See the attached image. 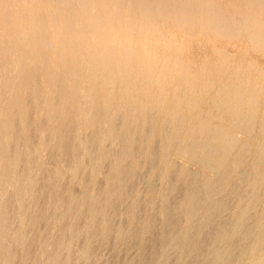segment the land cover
<instances>
[{"label": "clouds", "instance_id": "1", "mask_svg": "<svg viewBox=\"0 0 264 264\" xmlns=\"http://www.w3.org/2000/svg\"><path fill=\"white\" fill-rule=\"evenodd\" d=\"M34 6H38L43 14L35 21V26L28 34L32 53L36 56L41 55L42 48H50V44L45 41V37L49 35L46 13L50 9L55 10L56 20L63 23L66 19L87 20L84 13L94 7L97 19L103 20L107 16L119 15L133 23L152 26L164 32H175L177 37H187L186 45H190L192 49L207 39L239 40L251 31L264 33V0L259 2L236 0L229 3H224L223 0H42ZM9 7L11 6L4 5L6 13ZM219 25H223L226 32L221 31ZM4 40L7 55L10 43L7 28ZM17 45L18 41L13 44V48H17ZM175 54L172 53L173 56ZM77 64L79 70L87 74V87H82L80 80H74L65 89L59 103L51 98L46 103L55 105L61 120L72 117L76 125L74 145L79 146L82 155L71 167L61 164L54 169L56 188L67 181L70 186L68 193L70 200L67 212L56 221L49 239L40 244L36 253L38 259L33 260V264H61V257L64 258L63 264H100V259L92 252L91 238L83 248L79 247L81 236L88 237L93 230L94 215L80 231H74L70 226L67 235L61 233L60 242L55 250L52 241L60 224L78 203L76 197L71 196V185L79 184L83 187L84 178L89 173L92 188L89 200H94L95 183L102 175L105 144L111 141L112 147H115L116 140L126 131L125 127L119 131L115 129L113 122L116 114L127 108L133 110V115L137 112L142 114L146 107L153 106L151 100H145L125 86L121 75L125 70L115 62L100 59L91 62L86 58L84 64H80L79 60ZM14 78L12 72L6 75L5 94L0 108L2 122L0 165L3 166L6 177L3 191L0 192V204L4 205L0 238L3 257L0 258V264H27V259H21L16 250L23 254L28 248L31 239V233L28 231L31 227L30 213L33 212L37 197L43 195V191L37 192L41 170L47 167L45 161L48 150L56 141L53 134L52 140L45 142L48 131L57 121L50 119L49 129L41 131L39 124L43 113L35 101L37 107L33 113V122L29 124L30 107L24 99V94L13 90ZM216 95V106L198 116L190 118L186 109L175 115L171 110L160 111L164 121H170L169 129L158 133L154 130L147 141L150 149L156 137L161 138V165L153 172V176L156 171L160 174L157 199L166 201L169 173L176 168L177 162L183 166L180 170L182 175L190 169L199 168L205 175L206 183H211L219 171L220 159L227 164V157L234 152L247 147L257 151L264 158V80L259 84L250 81L246 88L236 92L225 91L221 86ZM97 108L104 110L105 119L100 125V158L93 160L88 149V141L83 137L96 125L90 121L85 123L81 119V113L87 109L91 118ZM31 128H36L39 135V142L35 147H30ZM140 134L143 135V129ZM129 135L131 139L135 133ZM22 167L24 171H21ZM52 179L50 176L48 182L51 183ZM10 193L16 196L15 211L11 213L7 206ZM139 195L138 192L137 197ZM243 203L244 201H241V204ZM152 206L155 207V201ZM84 207L85 202L81 198L79 208L83 210ZM61 211L63 208L57 205L56 212ZM237 211H240V204L237 205ZM247 212L246 207L239 216L233 213L236 220L233 234L243 228ZM195 221V216L187 218L185 225L187 231L192 230ZM106 227V223L102 224V228ZM121 235L122 233H118L117 238L119 239ZM224 239L221 238L218 243L223 244ZM243 264H264V251L258 253L253 247Z\"/></svg>", "mask_w": 264, "mask_h": 264}, {"label": "rangeland", "instance_id": "2", "mask_svg": "<svg viewBox=\"0 0 264 264\" xmlns=\"http://www.w3.org/2000/svg\"><path fill=\"white\" fill-rule=\"evenodd\" d=\"M3 1L4 0H0V3H1V5H0V7H1L0 8V22H1L0 23V46L2 45V47L0 49V56L3 57V58H0V66L3 64V67H4V68L0 67V68H2V70L0 69V94H1L0 95V107L2 106V102H3L2 97L4 98V95H2V94H5L4 93L5 92V88L3 90L4 92L2 91V89H3V87H5L6 75H8V74H10L12 72L14 74V77H15L14 78L15 80L13 79V81H12V88H13V90L15 89L14 91L23 93L24 94V98H30L28 100L26 99L30 104L34 100V98H35L34 101H36V102L37 101L38 102L44 101V103H45L44 104V103L40 102V104H38L39 107H40L41 104H44V106L41 105V107H40L41 112H43V115H42L43 117H41V120H40L41 122L39 124V128H40L41 131L49 129L48 126H49V120L50 119L54 120V121H59V122H63L65 120V119L61 120L59 118V116H57V114H56L57 112L54 111V110H56L54 104H53L54 106L53 105H49L48 106L46 104V102H47L46 99L47 100L49 98L53 99L56 96L57 97L56 99L59 100L58 99V93L60 92V90H61V92L65 91L64 89H66V88H64V87L67 86V84H68V86H70V83L72 81H74V80H77V79L81 81L82 87H87V80L85 79L87 74L82 72V71H80V70L78 71L79 65L77 64V62H75L77 60H82L80 62V64H84L86 58L89 59L92 62H95L97 60V58L100 59V60L101 59L102 60H106L104 58H107L109 56L107 58V60L109 59L108 62H114L115 61V63L118 66L122 67L125 70L124 71L125 73H122L121 75H122V82L125 83L126 87H129L132 90H134L138 95H141L145 100L146 99L147 100H151L153 105H155L157 107H160V110H161V107H162L163 111L164 110H171V112L175 115L177 112H180V111L182 112V110L186 109L187 113L190 114V118L194 117V116H198V114L201 115V113H203L204 110L207 111L208 108H210V107L213 108V107L216 106V105H212V104H215L217 102V101H215L216 99H214V98H215V96H217L216 95L218 93L217 90H219L221 84H222V87L226 91L228 89L227 86H229L230 89H228V91L229 90L233 91V89H234L233 92H236V91H239L240 89H243L244 88L243 85H245V88H246L248 86V84H249L248 81L249 82L250 81H254L256 84H259V82L261 80H264V72H263L264 71V43H262V45H261L259 42L258 43L252 42L251 39H249L250 38V34L245 36L243 39H239V40L207 39V40L203 41V43L198 44V46L196 48L192 49V47L190 45H186L187 37H185V36L177 37L175 32H164V31H161L160 29L152 27V26L141 25V24L133 23L131 21L129 22V20L127 18H121L119 15L107 16V17H105V19L101 20V22H100V19L96 18L97 17V11H96L95 8L90 10L91 13L90 12L84 13L85 16H87V20L79 19L80 20V22H79L78 19H76L75 21H74V19H72L73 22H71L72 20H70V23H72L70 25H69V23L67 24V20L68 19H66L64 21L65 23L64 22L63 23L58 22L56 20V18H55V12L52 11L54 9L48 10L46 15L48 14V16H47L48 17L47 28H48L49 35L46 36L45 38H46V43L50 44L51 49L47 48V47L42 48L40 57H42L43 59L45 57V59H46L48 57V55H49V57L51 59H48V58L46 60L45 59L43 60L42 58L39 59L38 56L33 55V53H31L32 50H31V47H30V42L28 40V34L31 31V29L35 26V21L39 19L38 17H40V15L41 16L43 15V14H41V9L38 6H34V4L40 3V2H42V0H39V1L35 0V3H33L34 0H20V1L19 0H6V1H4V4L7 2V5L11 6L7 10V13L5 12V8L2 7V5L4 6ZM13 1L14 2L16 1L15 4H17V5H15ZM223 2L224 3L225 2L229 3V2H236V1L235 0H233V1L232 0H230V1L229 0L228 1L227 0H223ZM19 3H20V5H19ZM35 16H38V17H35ZM21 18H23V19H21ZM54 18H55V22L56 23L50 21V20L54 21L53 20ZM2 19H3V21H6L7 23L6 22L3 23ZM22 20H24V21H22ZM91 20H93V21H91ZM52 23H55V24H52ZM100 23L102 24L101 27L98 26ZM66 24H67V26H66ZM71 25H73V26H71ZM68 26L71 27V28L70 27L69 28L72 29V31H70L69 28L67 29ZM141 26H142V28H141ZM6 28H7V33H8V36L10 37L9 40H10V43H11V44L9 43L10 44L9 50H11L10 48H12L13 44L16 41H18L17 48H15V49L13 48L11 50V51L14 50L12 53L9 51L10 53L8 52L9 53V54H7L8 56H5L6 55V54H4L5 48L3 47L4 44H5L4 37H5V29ZM131 28H133V29H131ZM79 31H80V33H79ZM123 31H125V32H123ZM68 33H70L69 34L70 36L67 35ZM71 36L75 37L76 40H75V38H73ZM21 37H23V38H21ZM92 37H93V39H92ZM66 39H68V41ZM247 39L250 40V43H251V45L253 44V46L250 45V43L248 42ZM49 41H52V42H49ZM3 42H4V44H3ZM65 44H68V46L70 45V48H68V46L65 45ZM72 44H74V45H72ZM96 44H98V45H96ZM57 45H59V46H57ZM73 46L75 48H73ZM256 46L259 47L258 51H257V49L254 50V48H257ZM54 48H56V49H54ZM58 48H60V49H58ZM97 48H99V49H97ZM2 49H3V51H1ZM18 49H21V50H18ZM30 50H31V52H30ZM57 50H59V51H57ZM77 50L80 51V52H77ZM44 51H45V53H42ZM98 51H100V52H98ZM14 52H17L16 54L19 55V58H17V56H16V54ZM59 52H60V55H59ZM63 52H65V53H63ZM173 52L176 53L174 56L172 55ZM13 53H14V57H13V60H12L11 57L13 56ZM22 53H24V54H22ZM49 53H52V54H49ZM79 54H81V55H79ZM20 55H21V57L24 55V59L25 60L22 59V61L24 63L21 61ZM26 55H28L29 57L28 56L26 57ZM51 55H52V57H51ZM30 56L32 58H30ZM75 57H77V58H75ZM5 58H7V59H5ZM33 58H36V59H33ZM70 58L72 60H70ZM16 59H17L18 63L20 62V64H21V65L20 64H18V65H20V66H22L24 68L26 67L25 68L26 70H24V68H23V70L25 72H23V70H21L20 72L18 71L21 67L17 66ZM27 59H28V61H30L31 64L28 63ZM29 59H32V60H29ZM65 59H69V62H68V60L65 62L64 61ZM38 60H40L39 61L40 64L42 62H44L43 64L47 65V67L43 66V64L40 65L38 63ZM55 60H57L56 63H55ZM127 60L130 63V65H129V63H126ZM230 61H231V63H230ZM14 62H16V63H14ZM48 62H50V63H48ZM51 62H53V63H51ZM54 63H55V65H54ZM64 63H67L66 66L69 64L68 67H71V68L68 69V67H66V66L64 67ZM72 63H74L73 66H72ZM13 64H15L16 67H18L16 69L17 71L15 70V65H13ZM22 64H26V65L30 64V66L32 68H29L30 66H28V65L26 66V65H22ZM35 64H36V66L37 65H39V66L36 67ZM58 64H59V66H58ZM75 64H77V65L75 66ZM224 64H226V65H224ZM249 64H251V65H249ZM48 65H50V67H48ZM58 67H60V68H58ZM63 67L65 68V70H64ZM72 67L73 68L75 67V68L73 69ZM248 67H251V68H248ZM37 68H39L40 70H42V69L43 70L42 71L39 70V72H38ZM44 68H47V69L49 68L51 71H49V69L45 70ZM55 68H57V70H55ZM6 69H8L7 73H6ZM29 69H30V71H29L30 75L27 74L28 73L27 71ZM34 69H35V71H34ZM67 69H68V71H66ZM70 69L72 70L71 72H70ZM53 70L56 71V72L54 71L55 73H58L57 74L58 77L61 76L60 77L61 79L58 78V80L60 79L59 83H58V81L57 82L54 81V80H57L55 78V77H57V75L54 76V78H52V75L55 74V73L52 72ZM73 70H74V72H73ZM48 71L51 74L52 73L53 74L52 75L49 74ZM60 71H62L61 73H63V75L65 74V71H66V73L69 74L68 76L71 75V77L66 78L65 76H67V74H65L63 76V75H61ZM31 72H32V75H31ZM75 72H77V73H75ZM20 73H21V75H22V73H25V75L27 74L29 77L32 76V77H30L32 79H30L27 76L25 78L23 76H21L22 78H19ZM36 73L38 75V76L35 75L37 78L33 75V74H36ZM40 73H44V74L40 75ZM47 74H49L51 76V78H49L50 76L47 75ZM74 74L78 78H76L74 76ZM72 76L75 77L74 80L70 79V78H74ZM47 77L50 79V81L51 80L54 81V82L51 81L53 88L51 87V82H49V80H48V83L46 81V85H45L44 80L43 81L41 80L43 78L45 80H47L48 79ZM64 77L66 79H64ZM38 78H40V79H38ZM22 79H24V80L22 81ZM25 79H27V80L25 81ZM29 79L31 80L32 84H34V82H35V81L33 82V80H37L38 81V83L36 81L35 84L33 85L35 88H33L32 85L28 86L29 83L31 84ZM198 79L200 81H202V82H200ZM227 79L229 81H231V82H228ZM204 80H206L205 83H210V87H208L209 84L205 86L206 88L204 87V85H205V83L203 82ZM209 80H210V82H209ZM17 81L20 82V85H19V82H17ZM41 81H42V83H41ZM60 81L61 82L63 81V83H65L67 81L66 82L67 84L65 83L66 85H64ZM192 81H193L194 84H192ZM226 81H227V83H225ZM14 83H16L17 85H15ZM55 83H58V84H56L57 86L54 85ZM1 84H3V86ZM36 84H38L39 86H42L44 84L45 86L40 88L39 86L37 87ZM40 84H42V85H40ZM18 86L19 87L23 86V87L19 88ZM46 86H49V88L46 87ZM238 87L239 88L241 87V88L240 89H236ZM21 88L24 91L26 90L27 93H29V94L31 93L34 96L39 94V96H40L39 98L40 99L37 98L38 96L37 97L35 96V97H32V98L28 97V96L25 97V94L26 95H28V94L25 93L26 91L23 92V90ZM51 89H52L53 92H54L55 89L57 91H55V93L52 94ZM203 90H205V91L207 90V92H205ZM56 92H57V95H54V94H56ZM61 92H60V96H61ZM199 92H201V93L199 94ZM64 94H65V92H63V95ZM47 95H48V97H47ZM29 96H31V95H29ZM53 100H55V99H53ZM195 101L197 103H191V102H195ZM213 101L215 103H212ZM28 102H27V104H28ZM182 102L185 105L190 104V106L188 105L189 107L186 106V108H185L184 107L185 105H183ZM181 103H182V105H181ZM30 104H28V106L30 107V110H31V108L33 106H34L33 108H35V106H37L36 105L37 103H33L31 105ZM160 104H161V106H160ZM195 104H197V105H195ZM45 105H47V106H45ZM177 105L180 106V107H178ZM208 105L210 107H208ZM52 106H53L54 109L51 108ZM149 106L152 107V109H150ZM149 106L147 108L150 111L147 108L144 109V110L147 109L148 111L147 110L146 111L149 112V113L144 111L145 114H144V112L141 114V113L138 112V113H136L138 115V116L136 115L137 117L135 115H133V110L131 108H129V109L127 108V109L124 110L125 112H128L126 116H125L126 113H124V112L123 113L121 112L122 116L120 115L121 113H119V112L116 114V116H120L121 118L115 116V119L118 118L117 122L119 124L115 123L116 121H114V125H117V126H114V127H117V128L121 127L122 128V127L125 126L126 130H128L127 128H129V129L131 128L137 134L141 133V129H143L144 131H143V135L140 134V136L139 135L137 136L136 133H135L136 137L132 138V140L129 141V143H131L132 146L136 145V144H139V145H136L137 148H136V146H134V147L131 146L132 152H134L133 156L136 157V159L131 154V156L128 157V159H124L122 165L129 166L131 162H134V160L135 161L137 160V162H139V163L134 162L135 163V169H134V174L131 177L132 179H129L128 181H126L125 182L126 186H124L122 188V190H123L122 193H124L128 189V191L125 192V194H123L124 197H123L122 202L119 203L120 208H123V209H120L118 207V205H117L116 211L111 216V222H112L113 225H115L113 227L115 229L116 228H119V229L123 228V230H121V232L123 231L122 232L123 238L122 239H116L114 235H110L108 238H105V239L100 237L103 240V242H102V240H99L100 238L97 239V242L92 245V252L97 258L100 259V264H137V263L138 264H151L152 262H154L152 264H157L158 258H160V255H158V254H160V246H159V242H157V238L156 237H157V234L159 232V228H160V226L162 224L161 221H163L162 218H164L163 215H161V212H160L161 208H162V205H164V204H166L168 202L167 199H169L170 204H171V201H174V202H172V206H173L174 203H177L178 201H180L183 198L184 192H185V185H183V184H185L186 181L188 180V178H190L191 176L198 177L199 180H200V183H202V181L206 180L204 173L200 172L201 170L199 171V168L198 169H190L187 173L182 175L180 170H181V168L183 166L179 162H177V166H179V167L176 166V168H174L169 173V182H168V185H171L172 187H174L175 190L172 193H170L171 195H168L169 197L166 199V201H165L166 203L161 201V200L159 201V199H157V193L159 192V189H160V174H159V171H156L155 175L153 176V172H154V170H158L160 168L161 157H159V156L162 155L161 154L162 149L160 150L161 152H158V153L157 152L156 153L155 152H149L150 151L149 147L147 148V144H148L147 141L148 140L145 139L146 138L145 136L148 134V132H151L150 134H152V132L154 130L155 131L158 130V128L160 130H162V128H163V131H165V130L168 131V129H169V125L168 124H170V122L169 123H167V122L165 123V121H163L164 120L163 117H161L162 115L159 113L160 110L159 109L157 110L156 107H153L152 105H149ZM167 106H169V107H167ZM175 106H177V107H175ZM191 106L192 107L195 106L194 107L195 109H193ZM42 107L45 108V109H43ZM48 107L51 108V109H47ZM187 107H188V109H187ZM33 108H32V110H33ZM179 108L181 110H179ZM190 108H192L193 110H190ZM211 108L209 110H211ZM130 109L132 110L131 112H129ZM97 110H98V108L96 109V111ZM85 111H84V115H82V117L84 116L83 119L81 118L83 121H85V123H87L88 119H91L93 117L94 118H99L98 122H103L104 119H105V112L103 111V109H101V111H100V109L98 110V111L101 112V114H99L100 112L99 113L94 112L93 117H91V118L87 117L88 116V110L85 109ZM152 111H155L158 115L155 113L156 116L154 117ZM192 111L193 112L198 111V112L193 114ZM200 111H201V113H199ZM30 112L29 113H30L31 116L29 115V121L33 122L32 119H33V113L35 112V109H34V111H30ZM102 112L104 113V116L102 115L103 114ZM50 113H51V115H50ZM139 114H141V115H139ZM147 114H150L151 116L154 117V118H152L153 121H152V119H149L150 115H147ZM146 115H147L148 118L146 117ZM49 116H50V118H49ZM54 116H56L57 118L54 117ZM85 116H86V118H85ZM127 116H129V117H127ZM140 116H142V118L143 117L144 118L143 119L142 118L139 119ZM159 116L161 117L160 120L157 119V117H159ZM69 117L67 118L68 120L66 119V121H64L63 124L62 123L60 124L59 122H56L57 124L54 123L52 125V128H51L52 130H49L48 131V135L45 137V142L48 143L49 141L52 140V138H53L52 135L55 134L57 142L55 141V143L52 145V148H50V150H48L47 159L45 161V165H47V164L48 165H47V167H44L41 170L40 185H39V188H38L37 192H41L43 190V195H42V197H40V196L37 197V201L33 205V209L34 210H35V206H37V207L40 206L41 207V206L44 205L46 199H45L44 189H42L43 185H45V187H46L48 184H50L48 182V180H49L48 177L52 176V174L54 173L53 169L57 168L56 164L54 166V159L59 154V151H58V148H57L58 145L56 143H58L59 140H60V142H61L60 145H61L62 149H64L63 147L65 145H66L65 148L67 149V144L69 146L68 150L71 148L69 150L70 152L67 150V155H66V156L69 155L71 158L69 156L67 158L65 157L64 165L67 166V167H71L73 165L74 161L79 159L80 154L82 155V153H81L82 150L78 147V145H74V140L75 139H71V137H73V138L75 137L74 134L76 133V130H75L76 129V125H75L72 117L71 116H69ZM100 117H102L103 120H101L102 118H100ZM128 118H130V119H128ZM84 119H86V120H84ZM131 119H132V121H131ZM146 120H148V121H146ZM149 122H151V124H153V125H151V124L149 125L148 124ZM154 122L155 123L157 122V124H155ZM124 123H126V124L123 125ZM29 124L31 125L32 123H29ZM59 124H60V126H59ZM138 124H140V125L138 126ZM147 124H148V126H147ZM160 124H161V126H160ZM119 125H122V126H119ZM133 125H134V127H133ZM141 125H142V127H141ZM17 126H18V124H17ZM40 126L42 127V129H41ZM64 126H67L66 127L67 130H65L66 128H64V130H63L64 132H63L61 130L63 129ZM149 126H150V128L152 130L150 129V131L148 130V132L146 133L145 130L148 129ZM56 127L57 128L59 127V132L58 133H57L58 130L56 129ZM140 127H141V129H140ZM94 128H96L95 132L90 129L89 131L92 132V133H88L89 132L88 131L86 133V135H85L86 137H83V138L86 139L87 141H89V143L91 141V138H93L92 140H94V144L97 145L96 143H98V145L100 146V124L97 123L96 127H94ZM135 128L136 129L139 128V129L136 130ZM166 128H168V129H166ZM35 129L36 128H31V131H30L31 135L29 134L30 141H33V142H31L30 147H35L38 144L37 142H39L38 141L39 140V135H38L37 130H35ZM54 129H56V130H54ZM71 129H72V131H71ZM53 131H54V133H52ZM68 131L71 132V134L68 133ZM158 132H160V131H158ZM66 133H67V135H64ZM56 134H58V135H56ZM150 134H148V135L150 136ZM63 136H64V138H63ZM139 139H142L143 141L146 140V141L144 143H141V141ZM160 139L161 138L159 136H157L156 139H155L156 141L155 140L153 141L154 143H156L155 146L159 145L158 144L159 141H160L159 143H161ZM62 141L63 142L65 141L64 142L65 144ZM132 143H135V144H132ZM154 143H152V145H151V148H150L151 151H152L153 148L157 149L158 147H161V145L158 146V147L157 146L154 147ZM142 144L144 146H146V147L144 148V146ZM89 146H91V145L89 144L88 147ZM116 146L112 147V142L111 141H109L107 144H105L104 153H106V155H108V156L104 158L103 164H102V167H103L102 168V173L103 172L104 173L97 179L98 181L96 180V183H95V194L98 191H102V189L103 190L107 189V187H108V181H107V176L106 175L108 174L107 172L110 171V168H112V166L115 165V163L113 161V156L114 155L112 156L111 153H112L113 150L116 151L118 149ZM53 147L55 148V150H54ZM77 148H79V149H77ZM134 148H135V151H133ZM74 149H75V151H73ZM99 149L97 148L98 152L95 149H91V153H92L91 155H95L96 153H100ZM108 149H111V150L109 151ZM159 149L160 148H158L155 151H159ZM248 149H250V148H247V149L244 148V150H246V151H243L244 160L242 159L243 162H241L240 163L241 165H239L241 167L238 166V168H237V172L239 171L238 174L241 175L242 177L246 176V180L244 179L245 177H243L244 180L239 185H237L236 184V175H235L237 172L235 174L231 173V175L226 180V184L227 185L224 187V191L222 190L220 192V193L224 194V198H223V195L220 194V195H222L220 198H218L219 195H217L216 199H215V197L213 198V199H215L214 201L212 200L211 202L206 203V205L203 206V209H201L199 211L198 215H196V220L201 219L202 216L204 217V214H205L204 210L206 209V207H208V206L213 207L212 205L214 203H212V202H217V201L218 202H223V201H225V202H223L224 203V207L221 209V210H224V211L221 212V210H220L219 213L217 212L218 214L216 213L217 214L216 215L217 216L216 217V221H220V222H222V221L223 222L224 221H227V222L228 221L229 222L233 221V219H234L233 213H234V210H236V208H235L236 206L233 205V204H236V205L238 204L239 199H237V198H239L241 195H243V192L246 189V186H242V185H244L245 182H246L245 185H247V183L251 182L252 181L251 179H253V177L255 176L257 171H260V169L264 168V158H262L258 152H256L257 155H255L254 154L255 153L254 150L252 151L250 149L248 151ZM76 150H78V151H76ZM136 150L138 151L137 153H136ZM139 151H143V153L139 152ZM247 151H248L249 154H247ZM61 153H63V152H61ZM135 153L137 155L139 154L140 157L137 156V155L135 156ZM140 153H142V154H140ZM149 153H151V154H149ZM152 153H155L156 158H155V156L154 157L152 156ZM113 154H114V152H113ZM50 155H51V157H50ZM245 155H246V157H245ZM247 155H248V158H247ZM131 157H133L134 159H132ZM254 157H257V158L260 157L261 158V159H258L260 161L261 167L259 166L257 170L256 169L253 170V168L251 167L252 166L251 165L252 162L254 160L257 161V158H254ZM75 158H77V159H75ZM138 158L140 159V161H138ZM141 158H143V160ZM245 158H246V161H245ZM253 158H254V160H253ZM158 159H160V160H158ZM125 160H127V163L125 162ZM146 160H147V162H146ZM86 163H87V161H86ZM146 163H150V164L148 165ZM151 163H152V166H151ZM140 164H142V165H140ZM249 165H250V167H249ZM49 166H51V167L49 168ZM229 166H231V170H232L233 166H232L231 161H228L227 164H224L225 168H227ZM45 168H47V170H45ZM48 168H49V170H48ZM148 168H150V169L153 168V169L150 170ZM242 169H243V171H242ZM43 170H44V172H43ZM50 170H51V172H50ZM231 170H229V171L231 172ZM250 171H253V172L250 173ZM136 172H138V173H136ZM196 172H199L200 175H198L199 173L197 174ZM249 174H252V175H249ZM89 175H91V174H88L84 178V179L88 178L87 180L89 181L88 182L89 183L88 195L92 191V189L90 188L91 176H89ZM231 177H233V178H231ZM214 180H216V176H215ZM214 180H212V181H214ZM52 183L53 182H51L50 185H52ZM112 183L114 185H116L115 184L116 181H114ZM129 184H131V185H129ZM65 185H68V187H70L69 183L67 181H65ZM262 185H263V188L261 187ZM262 185L260 186V188L258 190V199L259 200L262 197V192L261 191H263V189H264V183ZM132 186H133L134 189L131 188ZM148 186L154 189V192H153L152 195L148 194V190H149V189H147V188H149ZM71 188L78 189L79 188V184H72ZM230 189H233V191L230 190ZM235 189H238V190H235ZM260 189H262V190H260ZM133 190L136 191V192L134 193ZM129 191H130V193H129ZM177 191H181V192H178V195H177ZM230 191H232L233 193L230 192ZM138 192L140 193L139 197H137V193ZM126 193L128 195L129 194L131 195V193H132L133 196L132 195H131L132 197L128 196V195H126ZM180 194H181V198H180ZM127 197L129 198V200H128ZM175 198H176V200L178 199L177 202H175ZM170 199H172V200L170 201ZM235 199H237V201ZM154 201L156 202L155 203V207H152ZM235 201H236V203H235ZM134 202H135V205H136V213H137V215L135 217V219H136L135 222L137 221L138 225H140L141 223H144L147 220H151L153 222V226L148 230V232L144 236H142V237L138 236L134 241L128 243V242H126V240H127L128 234L130 232L129 229L131 227L133 228V226H130L129 222L127 221V217H126V211L127 210L126 209H128L127 207H129L130 204H133ZM162 202L164 204H161ZM244 202H246V200ZM256 202H258V204L254 202V204L251 203L250 206H249L250 207L249 215L250 216L252 215V217H253V215L255 216V214H258L260 212V210L262 209V207H260V206H262L260 204V202L257 201V200H256ZM103 204L104 203H101V205H103ZM233 206H235V207H233ZM55 207H57V206H55ZM211 207H208V208H211ZM170 208L173 209V210L169 211V214L172 217V220H174V221H178L179 220V222L182 223L183 219L181 218L182 217L181 213L178 212L179 210L175 206L174 207H170ZM122 210H125V211H122ZM82 211L83 212L85 211L86 215H84V213H83V215H82V217L80 219L82 222H78L77 223V225L75 226V229H76L75 231H77V230L80 231L81 229H83L88 224V222L90 220V218H89V216L87 214V211H86V206L83 208ZM255 211H257V212H255ZM61 212H56V208H54L52 206V204H48L46 214H48L49 216L54 214L53 217H57L58 216L57 214L61 213ZM119 212H121L122 214L124 212L125 213L122 216L121 213H119ZM235 213H236V211H235ZM32 214H33V212L30 214V218L32 217ZM117 214H119V215H117ZM218 216H220V218ZM114 217H115V219H114ZM96 218H98V217H96ZM122 218H124V219H122ZM47 221L48 222L45 225L46 227L45 226L41 227V225H40L38 227V229L36 228L33 232H31V239H33L32 240L33 242L30 243V246H31L29 248V256L30 257L36 255L38 249L40 248V244L43 241H47L49 239L50 233H52V230L54 228V226L52 225L53 219L52 218L51 219L48 218ZM96 221H98V222H96ZM83 225H84V227H83ZM262 225H264V219L262 221ZM47 226H49V227H47ZM94 227H96V229L99 232L102 231V224H101V220L99 218L95 219ZM97 227H99V228H97ZM28 231L30 232L29 229H28ZM41 233H43V236H41ZM58 237H59V231L57 229V233H56L55 239L52 241V243ZM154 238H155V240H154ZM83 239L84 238L80 239L79 246H80V243H81V241ZM195 240L199 241V238L196 237ZM36 244L39 245V246H37ZM180 244L177 245V248H181L183 246L182 242ZM202 245H204V244H202ZM214 245L215 246H219V244L217 242H216V244H213V246L212 245H210V246L214 247ZM205 246L207 247L208 245L205 244ZM16 251H17V255L21 256V258H22V254L19 252V250H16ZM139 253H141V254H139ZM169 254H171V255H169V258L167 259V262H169L167 264H170V261L172 262L171 264H173L174 260L176 258V253H172V251H170ZM155 255H156V257H155ZM153 258H155V259L152 261ZM150 259H151V261H150ZM139 261H141V262H139ZM149 261H150V263H149Z\"/></svg>", "mask_w": 264, "mask_h": 264}, {"label": "bare ground", "instance_id": "3", "mask_svg": "<svg viewBox=\"0 0 264 264\" xmlns=\"http://www.w3.org/2000/svg\"><path fill=\"white\" fill-rule=\"evenodd\" d=\"M4 1H6V0H4ZM4 1H3V4H4ZM20 1V0H19ZM39 1V0H38ZM228 1V0H227ZM230 1V0H229ZM233 1V0H232ZM236 1V0H235ZM14 2V1H13ZM16 2V1H15ZM15 2H14V4H15ZM18 2V1H17ZM254 2H259V0H254ZM33 3H35V0L33 1ZM226 3V2H225ZM5 4H7V2L5 3ZM4 4V5H5ZM10 4V3H9ZM0 5H1V3H0ZM13 5V4H12ZM15 5H17V4H15ZM19 5H20V3H19ZM2 7H4L3 5H2ZM1 8V7H0ZM4 9V8H3ZM91 9H94V7L93 8H91ZM90 9V10H91ZM90 10H88L87 12H90ZM53 12H55L54 10H52ZM91 13V12H90ZM93 13V12H92ZM95 13V12H94ZM33 14V13H32ZM85 15V14H84ZM41 16V15H40ZM47 16H48V14H47ZM35 17H38V16H35ZM93 17V16H92ZM39 18V17H38ZM5 19V18H4ZM21 19H23V18H21ZM20 19V20H21ZM28 19V18H27ZM93 19V18H92ZM96 19V18H95ZM54 21H52V20H50L51 22H55V18L53 19ZM69 20V19H68ZM67 20V24L69 23V25L70 24H72V23H70V20L68 21ZM72 20V19H71ZM76 19H74V21H75ZM79 20V19H78ZM2 21H3V19H2ZM22 21H24V20H22ZM91 21H93V20H91ZM106 21V20H105ZM4 22H6V21H3V23ZM71 22H73V20L71 21ZM79 22H80V20H79ZM100 22H101V20H100ZM104 22V21H103ZM108 22V21H107ZM130 22V21H129ZM1 23V22H0ZM7 23V22H6ZM56 23V22H55ZM55 23H52V24H55ZM65 23V22H64ZM76 23V22H75ZM124 23V22H123ZM67 24H66V26H67ZM132 24V23H131ZM62 25V24H61ZM74 25V24H73ZM73 25H71V26H73ZM98 25V24H97ZM101 23L98 25V26H100L101 27ZM65 26V27H66ZM25 27V26H24ZM57 27V26H56ZM70 26H68L67 27V29L69 28ZM219 27V29L221 30V31H225L226 32V29L224 28V26L223 25H219L218 26ZM71 28V27H70ZM69 28V30L70 31H72V29H70ZM76 28V27H75ZM141 28H142V26H141ZM66 29V28H65ZM131 29H133V28H131ZM146 30V29H145ZM68 31V30H67ZM104 31V30H103ZM144 31V30H143ZM27 32V31H26ZM69 32V31H68ZM75 32V31H74ZM123 32H125V31H123ZM15 33V32H14ZM79 33H80V31H79ZM156 33V32H155ZM70 33H68L67 35H69ZM76 34V33H75ZM84 34V33H83ZM97 34V33H96ZM113 34V33H112ZM250 34V38L249 39H251V41L252 42H256V43H260L261 45H262V43H264V33H262V32H259V31H251V32H249V33H247V35H249ZM78 35V34H77ZM246 35V36H247ZM23 36V35H22ZM63 36V35H62ZM70 36V35H69ZM71 37H73V36H71ZM249 37V36H248ZM10 38V37H9ZM21 38H23V37H21ZM73 38H75V37H73ZM92 39H93V37H92ZM249 39H247L248 40V42L250 43V40ZM63 40V39H62ZM61 40V41H62ZM67 41H68V39H66ZM72 40V39H71ZM75 40H76V38H75ZM45 41H46V38H45ZM49 42H52V41H49ZM71 42V41H70ZM25 43V42H24ZM73 43V42H72ZM97 43V42H96ZM243 43V42H242ZM3 44H4V42H3ZM11 44V43H10ZM10 44H9V46H10ZM61 44V43H60ZM63 44V43H62ZM70 44V43H69ZM79 44V43H78ZM65 45H67L68 46V44H65ZM72 45H74V44H72ZM77 45V44H76ZM96 45H98V44H96ZM118 45V44H117ZM250 45H251V43H250ZM260 45V46H261ZM12 46V45H11ZM57 46H59V45H57ZM251 46H253V44L251 45ZM1 47H2V45L0 46V49H1ZM4 47V46H3ZM20 47V46H19ZM25 47V46H24ZM61 47V46H60ZM105 47V46H104ZM257 47V46H256ZM5 48V47H4ZM3 48V49H4ZM68 48H70V45L68 46ZM67 48V49H68ZM73 48H75L74 46H73ZM103 48V47H102ZM252 48V47H251ZM3 49L1 50V51H3ZM11 50L13 49V46H12V48H10ZM25 49V48H24ZM27 49V48H26ZM47 49V48H46ZM45 49V50H46ZM50 49H51V47H50ZM49 49V50H50ZM54 49H56V48H54ZM58 49H60V48H58ZM81 49V48H80ZM97 49H99V48H97ZM257 49V51L259 50V47H257V48H254V50H256ZM11 50H8V52L10 51L11 53L14 51H11ZM18 50H21V49H18ZM44 50V49H43ZM48 50V51H49ZM79 50V49H78ZM77 50V52H80V51H78ZM253 50V51H254ZM26 51V50H25ZM29 51V50H28ZM57 51H59V50H57ZM94 51V50H93ZM104 51V50H103ZM9 52V53H10ZM19 52V51H18ZM22 52V51H21ZM20 52V53H21ZM30 52H31V50H30ZM56 52V51H55ZM76 52V51H75ZM98 52H100V51H98ZM102 52V51H101ZM116 52V51H115ZM2 53V52H1ZM8 53V54H9ZM17 52H15V54H16ZM19 53V54H20ZM29 53V52H28ZM32 53V52H31ZM42 53H45V51L44 52H42ZM63 53H65V52H63ZM72 53V52H71ZM82 53V52H81ZM95 53V52H94ZM108 53V52H107ZM4 54H5V52H4ZM22 54H24V53H22ZM21 54V55H22ZM48 54V53H47ZM49 54H52V53H49ZM55 54V53H54ZM74 54V53H73ZM72 54V55H73ZM78 54V53H77ZM92 54V53H91ZM224 54V53H223ZM2 55V54H1ZM21 55H20V58H21V61H22V59H24V55L21 57ZM34 55V54H33ZM44 55V54H43ZM59 55H60V52H59ZM79 55H81V54H79ZM121 55V54H120ZM5 56H8V55H5ZM16 56H17V58H19V55L18 54H16ZM28 55H26V57H27ZM41 56V55H40ZM40 56H38V58L39 59H41L42 57H40ZM65 56V55H64ZM69 56V55H68ZM90 56V55H89ZM94 56V55H93ZM97 56V55H96ZM103 56V55H102ZM101 56V57H102ZM228 56V55H227ZM226 56V57H227ZM29 57V56H28ZM44 57V56H43ZM47 57V56H46ZM51 57H52V55H51ZM98 57V56H97ZM109 57V56H108ZM107 57V58H108ZM113 57V56H112ZM111 57V58H112ZM225 57V56H224ZM229 57V56H228ZM0 58H3V57H1L0 56ZM12 58V57H11ZM16 58V57H15ZM30 58H32L31 56H30ZM48 59H51L50 57H49V55H48V57H47ZM46 58V59H47ZM68 58V57H67ZM75 58H77V57H75ZM74 58V59H75ZM107 58H104V59H106L107 60ZM5 59H7V58H5ZM33 59H36V58H33ZM43 59V58H42ZM44 59H45V57H44ZM43 59V60H44ZM45 59V60H46ZM91 59V58H90ZM98 59V58H97ZM118 59V58H117ZM121 59V58H120ZM221 59V58H220ZM13 60V59H12ZM20 60V59H19ZM25 60V59H24ZM29 60H32V59H29ZM61 60V59H60ZM68 60V62H69V59H65L64 61L66 62ZM70 60H72L71 58H70ZM102 60V59H101ZM222 60V59H221ZM11 61V60H10ZM16 61H17V59H16ZM27 61H28V59H27ZM39 61L40 60H38V63H39ZM42 61V60H41ZM51 61V60H50ZM80 62L82 61V60H79ZM107 61H109V59L107 60ZM121 61V60H120ZM2 62V61H1ZM4 62V61H3ZM23 62V61H22ZM32 62V61H31ZM57 62V60H55V63ZM75 62H77V61H75ZM92 62V61H91ZM115 62V61H114ZM119 62V61H118ZM117 62V63H118ZM225 62V61H224ZM14 63H16V62H14ZM24 63V62H23ZM26 63V62H25ZM28 63H30V61H28ZM36 63V62H35ZM44 62H42L41 64H43ZM48 63H50V62H48ZM51 63H53V62H51ZM55 63H54V65H55ZM61 63V62H60ZM126 63H129L128 62V60H127V62ZM165 63V62H164ZM227 63V62H226ZM230 63H231V61H230ZM5 64V63H4ZM17 66H20L21 64H20V62L18 63V61H17ZM18 64H20V65H18ZM31 64V63H30ZM30 64H27L28 66H30ZM40 64V63H39ZM40 64V65H41ZM66 64L67 63H64V67L66 66ZM13 65H15V64H13ZM22 65H26V64H22ZM26 65V66H27ZM33 65V64H32ZM74 65V63H72V66ZM77 64H75V66H76ZM124 65V64H123ZM129 65H130V63H129ZM166 65V64H165ZM224 65H226V64H224ZM228 65V64H227ZM249 65H251V64H249ZM35 66H36V64H35ZM37 66H39V65H37ZM36 66V67H37ZM43 66H46L47 67V65H44L43 64ZM58 66H59V64H58ZM69 66V64L66 66V67H68ZM223 66V65H222ZM0 67H3V64L0 66ZM21 68L18 70L19 72L21 71V70H23V68L24 67H22V66H20ZM48 67H50V65H48ZM63 67V68H64ZM127 67V66H126ZM179 67V66H178ZM4 68V67H3ZM18 67H16V65H15V70L17 69ZM26 68V67H25ZM24 68V70H26ZM29 68H32L31 66L29 67ZM35 68V67H34ZM58 68H60V67H58ZM69 68H71V67H68V69ZM73 68V67H72ZM75 68V67H74ZM73 68V69H74ZM77 68V67H76ZM162 68V67H161ZM164 68V67H163ZM166 68V67H165ZM248 68H251V67H248ZM1 70H2V68H0ZM38 69V72H39V68H37ZM42 69V68H41ZM45 70H48L47 68H44ZM68 69L66 70V71H68ZM148 69V68H147ZM226 69V68H225ZM235 69V68H234ZM8 70V69H7ZM14 70V71H15ZM23 70V72H25ZM43 70V69H42ZM42 70H40V71H42ZM44 70V71H45ZM55 70H57V68H55ZM55 70H53L52 72L53 73H55L56 71ZM62 70V69H61ZM64 70H65V68H64ZM63 70V71H64ZM17 71V70H16ZM29 71H30V69L27 71L28 73V75H30V73H29ZM34 71H35V69H34ZM43 71V72H44ZM49 71H51L50 69H49ZM48 71V72H49ZM55 71V72H54ZM66 71H65V74H67L66 73ZM72 70L70 69V72H71ZM78 71H79V69H78ZM47 72V73H48ZM62 71H60V73H61ZM73 72H74V70H73ZM264 72V71H263ZM35 73V72H34ZM52 73V74H53ZM69 73V72H68ZM75 73H77V72H75ZM123 73H125V72H123ZM204 73V72H203ZM220 73V72H219ZM19 74V73H18ZM17 74V75H18ZM25 75V73H22V75H21V73H20V76H19V78H22L21 76H23L24 78L27 76V77H29L28 75ZM41 74H44V73H40V75ZM49 74H51L50 72H49ZM49 74H47V75H49ZM51 74V75H52ZM58 73H55L54 75H52V78H54V76H56ZM64 74V75H65ZM80 74V73H79ZM127 74V73H126ZM25 75V76H24ZM31 75H32V72H31ZM34 76L35 75H37V73L36 74H33ZM61 75H63V73H61ZM63 75V76H64ZM69 74H67V76H65L66 78H69V77H71V75L70 76H68ZM160 75V74H159ZM236 75V74H235ZM38 76V75H37ZM43 76V75H42ZM50 76V75H49ZM74 76L76 77V78H78L75 74H74ZM74 76H72V77H74ZM195 76V75H194ZM3 77V76H2ZM30 77H32V76H30ZM29 77V78H30ZM36 77V76H35ZM46 77V76H45ZM61 77V76H60ZM60 77H58V75H57V77H55L57 80H54L55 82H57L58 81V83H59V80L61 79ZM64 77V79H66ZM75 77L74 78H70V79H72V80H74L75 79ZM80 77V76H79ZM203 77V76H202ZM201 77V78H202ZM18 78V77H17ZM16 78V79H17ZM18 78V79H19ZM34 78V77H33ZM37 78V77H36ZM42 78V77H41ZM48 78V77H47ZM49 78H51V76L49 77ZM47 79V80H45L44 78L43 79H41L42 81L44 80V82H45V85H46V81H47V83H48V80H49V82H51V81H53V80H51L50 81V79ZM58 78H60L59 80H58ZM63 78V77H62ZM30 79H32V78H30ZM29 79V80H30ZM38 79H40V78H38ZM86 79V78H85ZM130 79V78H129ZM206 79V78H205ZM15 80V79H14ZM24 79H22V81H23ZM27 79H25V81H26ZM63 80V79H62ZM199 80V79H198ZM231 80V79H230ZM13 81V80H12ZM20 81V80H19ZM19 81H17V82H19ZM21 81V82H22ZM36 82L37 80H33V82ZM42 81H41V83H42ZM53 81V82H54ZM200 81V80H199ZM205 81L206 80H204L203 82L205 83ZM227 81L228 82H231V81H229L228 79H227ZM227 81L225 82V83H227ZM16 82V83H17ZM30 82H31V80H30ZM35 82H34V84H35ZM43 82V83H44ZM61 82V81H60ZM67 82V81H66ZM65 82V83H66ZM167 82V81H166ZM200 82H202V81H200ZM209 82H210V80H209ZM246 82V81H245ZM2 83V82H1ZM4 83V82H3ZM16 83H14L15 85H17ZM29 83V82H28ZM37 83H38V81H37ZM58 83H55L54 85H56V84H58ZM61 83H63V81L61 82ZM65 83H63L64 85H66ZM164 83V82H163ZM199 83V82H198ZM224 83V84H225ZM248 83H249V81H248ZM34 84H32V82H31V84L29 83L28 84V86L29 85H34ZM159 84V83H158ZM192 84H194L193 83V81H192ZM209 84V85H208ZM221 84V83H220ZM223 84V85H224ZM2 86H3V84H1ZM19 85H20V82H19ZM27 85V84H26ZM37 85V87L39 86L38 84H36ZM35 85V86H36ZM40 85H42V84H40ZM44 84L42 85V86H39L40 88L41 87H44L45 86ZM63 85V86H64ZM204 85V84H203ZM206 85H208V87H210V83H205V85H204V87L206 86ZM1 86V87H2ZM57 86V85H56ZM62 86V85H61ZM221 86H222V84H221ZM220 86V87H221ZM241 86V85H240ZM19 87V86H18ZM20 87H23V86H20ZM19 87V88H20ZM31 87V86H30ZM46 87H48L49 88V86H46ZM51 87L53 88V86H52V82H51ZM50 87V88H51ZM69 86H68V84H67V86H65L64 88H68ZM207 87V88H208ZM225 87V86H224ZM228 87V89H230L229 88V86H227ZM226 87V88H227ZM243 87L245 88V85H243ZM4 88L5 87H3V89H2V91L4 90ZM33 88H35L34 86H33ZM39 88V89H40ZM160 88V87H159ZM206 88V87H205ZM241 88V87H240ZM239 87L238 88H236V89H240ZM22 89V88H21ZM20 89V90H21ZM38 89V90H39ZM220 89V88H219ZM228 89H227V91H228ZM15 90V89H14ZM23 90V89H22ZM63 90V89H62ZM65 90V89H64ZM225 90V89H224ZM26 91V90H25ZM24 90H23V92H25ZM51 91H52V89H51ZM55 91H57L56 89L54 90V92L52 91V94L53 93H55ZM169 91V90H168ZM178 91V90H177ZM203 91H205V90H203ZM219 90H217V92H218ZM226 91V90H225ZM230 91V90H229ZM233 91H234V89H233ZM232 91V92H233ZM4 92V91H3ZM60 92H61V90H60ZM60 92L58 93V99L60 100V98H61V96L63 95V92H65V91H63V92H61V96H60ZM205 92H207V90L205 91ZM5 93V92H4ZM25 93H27V91L25 92ZM201 92H199V94H200ZM28 95H26L25 94V97L26 96H28V97H37L38 99H40L39 97V94L38 95H32L31 93L29 94V93H27ZM42 94V93H41ZM1 95V94H0ZM2 95H4V94H2ZM29 95H31V96H29ZM46 95V94H45ZM44 95V96H45ZM54 95H57V92H56V94H54ZM53 95V96H54ZM43 96V97H44ZM164 96V95H163ZM202 96V95H201ZM47 97H48V95H47ZM60 97V98H59ZM158 97V96H157ZM214 97V96H213ZM212 97V98H213ZM57 97L55 96L53 99H55L56 100V102L58 101L59 102V100H57L56 99ZM147 98V97H146ZM2 99H3V97H2ZM25 100L27 99H30V98H24ZM52 99V100H53ZM190 99V98H189ZM192 99V98H191ZM214 99H216L215 101H217V96H215V98ZM26 100V101H27ZM33 100V99H32ZM34 100H35V98H34ZM34 100L31 102V104H33L34 103ZM55 100H53V101H55ZM147 100V99H146ZM159 100V99H158ZM46 101H47V99H46ZM185 101V100H184ZM28 102V101H27ZM26 102V103H27ZM36 102V101H35ZM41 102V101H40ZM40 102H38L37 101V103L38 104H40ZM57 102V103H58ZM190 102V101H189ZM203 102V101H202ZM210 102V101H209ZM41 103H44V101H42ZM159 103V102H158ZM183 103V102H182ZM182 103H181V105H182ZM191 103H197L196 101L195 102H191ZM212 103H215L214 101L212 102ZM28 104H30L29 102H28ZM30 104V105H31ZM45 104V103H44ZM44 104H41L42 106H44ZM47 104V103H46ZM180 104V103H179ZM2 105H3V102H2ZM37 105V104H36ZM41 105H40V107H41ZM48 105V104H47ZM47 105H45V106H47ZM183 105H185L184 103H183ZM190 106V104H187V105H185L184 107L186 108V106ZM195 105H197V104H195ZM212 105H216V103L215 104H212ZM49 106V105H48ZM54 106V105H53ZM53 106L51 107L52 109H54L53 108ZM160 106H161V104H160ZM178 106V105H177ZM177 106H175V107H177ZM188 106V107H189ZM207 106V105H206ZM2 107V106H1ZM0 107V108H1ZM34 107V106H33ZM32 107V108H33ZM36 107L37 106H35V108H33V110H32V108H31V110L30 111H34V109H36ZM39 107V108H40ZM150 107V106H149ZM153 107H155V105H153ZM167 107H169V106H167ZM178 107H180V106H178ZM182 107V106H181ZM188 107H187V109H188ZM192 107V106H191ZM195 107V106H194ZM194 107H192L193 109H195ZM208 107H210L209 105H208ZM43 108V107H42ZM51 108H47V109H51ZM147 108V107H146ZM192 108H190V110H193ZM197 108V107H196ZM211 108V107H210ZM210 108H208L207 109V111H209V109ZM214 108V107H213ZM43 109H45V108H43ZM100 109V111H101V109L102 108H98V110ZM129 109V108H128ZM148 109V108H147ZM146 109V110H147ZM150 109H152V107H150ZM156 109L158 110H160V107H157L156 106ZM177 109V108H176ZM212 109V108H211ZM96 111L95 110V112L96 113H99L100 111ZM146 110H144L145 112H147ZM156 110V111H157ZM179 110H181L180 108H179ZM55 112H56V110H54ZM85 111V110H84ZM104 111V110H103ZM127 111V110H126ZM132 110L130 109V111L129 112H131ZM143 111V112H144ZM150 111V110H149ZM160 111H163V108L161 107V110ZM183 111V110H182ZM195 111V110H194ZM207 111H205L204 110V112H207ZM48 112V111H47ZM86 112V111H85ZM126 113L125 114V116L127 115V113L128 112H125V111H122V113ZM145 112H144V114H145ZM153 112V116L155 117L156 115H155V111H152ZM181 112V111H180ZM196 112H198V111H196ZM196 112H193L192 111V113L194 114V113H196ZM31 113V112H30ZM30 113H29V115H30ZM33 113V112H32ZM43 113V112H42ZM95 113V114H96ZM103 113V112H102ZM119 113H121V112H119ZM122 113L120 114L121 116H122ZM138 113V112H137ZM147 113H149V112H147ZM160 113V112H159ZM191 113V114H192ZM199 113H201V111L199 112ZM57 114V113H56ZM94 114V113H93ZM99 114H101V112L99 113ZM157 114V113H156ZM161 114V113H160ZM159 114V115H160ZM192 114V115H193ZM202 114V113H201ZM48 115V114H47ZM50 115H51V113H50ZM82 115H84V112L81 114V118L83 119V117H82ZM103 116H104V113L102 114ZM130 115V114H129ZM137 114H135V116H136ZM139 115H141V114H139ZM147 115H150V114H147ZM147 115H146V117H147ZM158 115V114H157ZM190 115V114H189ZM199 115V114H198ZM31 116V115H30ZM58 116V115H57ZM95 116V115H94ZM97 116V115H96ZM102 116V117H103ZM138 116V115H137ZM136 116V117H137ZM153 116H151L150 115V118L149 119H152V118H154ZM41 117H43V116H41ZM54 117H56V116H54ZM87 117H89V116H87ZM93 117V116H92ZM102 117H100V118H102ZM116 117H120V116H116ZM127 117H129V116H127ZM132 117V116H131ZM162 117V116H161ZM160 116L159 117H157V119H159L160 120V118H161ZM49 118H50V116H49ZM57 118V117H56ZM70 118V117H69ZM85 118H86V116H85ZM121 118V117H120ZM125 118V117H124ZM142 118V116H140L139 117V119H141ZM144 118V117H143ZM142 118V119H143ZM148 118V117H147ZM146 118V119H147ZM128 119H130V118H128ZM133 119V118H132ZM132 119H131V121H132ZM138 119V118H137ZM31 120V119H30ZM43 120V119H42ZM60 120V119H59ZM68 120V119H67ZM84 120H86V119H84ZM101 120H103V118L101 119ZM145 120V119H144ZM32 121H33V119H32ZM54 121V120H53ZM64 121H66V119L64 120ZM64 121L63 122H59V121H57V122H59L60 124L62 123H64ZM91 122L92 124H95V125H97V123H99L100 125L102 124V122H98L99 121V118H91V119H88V121H87V123L88 122ZM114 121H116L115 123H117V124H119L117 121H118V118H116V119H114ZM129 121V120H128ZM135 121V120H134ZM140 121V120H139ZM146 121H148V120H146ZM152 121H153V119H152ZM155 121V120H154ZM162 121V120H161ZM164 121V120H163ZM41 122V121H40ZM69 122V121H68ZM170 122V121H169ZM169 122H167V123H169ZM29 123H32L31 121H29ZM114 123V122H113ZM129 123V122H128ZM155 123V122H154ZM161 123V122H160ZM166 123V122H165ZM17 124H18V122H17ZM46 124V123H45ZM57 124V123H56ZM60 124H59V126H60ZM126 123H124L123 125H125ZM149 125L151 124V122H149L148 123ZM148 124H147V126H148ZM155 124H157V122L155 123ZM42 125V124H41ZM66 125V124H65ZM140 124H138V126H139ZM146 125V124H145ZM151 125H153V124H151ZM169 125V124H168ZM58 126V125H57ZM73 126V125H72ZM114 126H117V125H114ZM119 126H122V125H119ZM160 126H161V124H160ZM165 126V125H164ZM41 127V126H40ZM49 127V126H48ZM67 126H64L63 127V129L61 130V131H63L64 130V128H66ZM70 127V126H69ZM125 127V126H124ZM133 127H134V125H133ZM141 127H142V125H141ZM141 127H140V129H141ZM168 127V126H167ZM47 128V127H46ZM145 128V127H144ZM157 128V127H156ZM41 129H42V127H41ZM44 129V128H43ZM56 129L58 130L57 131V133L59 132V127L57 128L56 127ZM56 129H54V130H56ZM115 129L117 130V131H119L120 129H121V127L120 128H117V127H115ZM128 130H126L124 133H122L121 135H120V137L116 140V147L118 148L116 151H112V156H113V161H114V163H115V165H113L112 166V168H110V171L109 172H107L108 174L106 175L107 176V181H108V187H107V189H102V191H98L96 194H95V198H94V200H89V195H88V188H89V181L87 180V179H84V185H83V187H81L80 185H79V188L78 189H74V188H70V190H71V196H73V197H76V199H77V201H78V203L76 204V205H74L73 206V209H72V212L64 219V221H63V223L62 224H60V226H59V228H58V231H59V237L52 243L53 244V249L55 250L56 249V247L58 246V244H59V242H60V234L61 233H63V234H65V235H67V230H68V228L71 226L72 228H73V230L75 231L76 229H75V226L77 225V223L78 222H82L80 219H81V217H82V215H83V213H84V215H86L85 214V211L83 212L82 210H80V208H79V202H80V200H81V198H83V201L85 202V206H86V211H87V214H88V216H89V218L91 219L92 217H93V215H94V217H95V219H100L101 220V224H104V223H106V225H107V227L106 228H102V231L101 232H99L97 229H96V227H93V230H92V232L89 234V236L88 237H86V236H84V235H82L81 236V238H84L82 241H81V243H80V246L79 247H81V248H83L84 247V245H85V243L87 242V240L89 239V238H91V240H92V245L93 244H95L96 242H97V239L98 238H100V237H102V238H108L110 235H114L115 236V238L116 239H118L117 238V234L118 233H122L121 232V230H123V228L122 229H119V228H114L113 226H115V225H113L112 224V222H111V216H112V214L116 211V207H117V205H118V207L120 208V206H119V203H121L122 202V200H123V197H124V195L123 194H125V192H127L128 191V189H127V191H125L124 193H122V188L124 187V186H126L125 185V182L126 181H128L129 179H132L131 177L133 176V174H134V169H135V163L134 162H136V163H139V162H137V160L135 161L134 160V162H131L130 163V165L129 166H124V165H122V163H123V161H124V159H128V157H130L131 156V154H132V156L134 155V152H132V149H131V143H129V141H131L132 140V138L130 139V133H133L134 132V130L133 129H129V128H127ZM136 129V128H135ZM137 129H139V128H137ZM136 129V130H137ZM150 126L148 127V129H146L145 131H146V133L148 132V130L150 131ZM166 129H168V128H166ZM36 130V129H35ZM48 130V129H47ZM52 130V129H51ZM65 130H67V128L65 129ZM76 130V129H75ZM91 130L92 131H96V128H94V127H92L91 128ZM99 130V129H98ZM97 130V131H98ZM135 130V131H136ZM152 130V129H151ZM162 130H163V128H162ZM71 131H72V129H71ZM144 131V130H143ZM157 132L158 131H161L159 128H158V130H156ZM64 132V131H63ZM93 132V133H94ZM165 132H166V130H165ZM31 133V132H30ZM52 133H54V131L52 132ZM68 133H70L71 134V132H69L68 131ZM88 133H92V132H88ZM134 133H136V132H134ZM139 133V132H138ZM151 132H148V134H150ZM62 134V133H61ZM97 134V133H96ZM145 134V133H144ZM146 135L145 137V139H147L148 140V138H149V135ZM31 135V134H30ZM56 135H58V134H56ZM64 135H67V133L66 134H64ZM73 135V134H72ZM71 135V136H72ZM75 135V134H74ZM91 135V134H90ZM136 135L138 136H140V134H137L136 133ZM151 135V134H150ZM53 136V135H52ZM95 136V135H94ZM99 136V135H98ZM97 136V137H98ZM51 137V136H50ZM68 137V136H67ZM86 137V136H85ZM89 137V136H88ZM96 137V138H97ZM134 137H136V136H134ZM58 138V137H57ZM63 138H64V136H63ZM71 139H75V137L73 138V137H71ZM93 138H91V141H90V143H89V141H88V143L91 145V146H89L88 147V149H89V152H90V154H92L91 153V149H95L97 152H98V150H97V148L99 149L100 148V146L98 145V143H96L97 145H95L94 144V140H92ZM95 139V138H94ZM36 140V139H35ZM38 140V139H37ZM63 140V139H62ZM99 140V139H98ZM140 141H141V143H144L145 141H143L142 139H139ZM138 140V141H139ZM161 140V139H160ZM0 141H2V122H0ZM39 141V140H38ZM97 141V140H96ZM136 141V140H135ZM156 141V140H155ZM31 142H33V141H31ZM57 142V141H56ZM63 142V141H62ZM65 142V141H64ZM63 142V143H64ZM68 142V141H67ZM134 142V141H133ZM160 142V141H159ZM158 142V146H160L161 145V143H159ZM38 143V142H37ZM36 143V144H37ZM60 140H59V142L58 143H56L57 145H58V151H59V154L55 157V159H54V166H55V164L57 165L56 167H59L61 164H63L64 165V162H65V157L67 158L68 156H66L67 155V150H68V144H67V149L65 148V146L63 147L64 149H62L61 148V145H60ZM140 143V142H139ZM154 143V142H153ZM55 144V145H56ZM65 144V143H64ZM88 144V145H89ZM132 144H135V143H132ZM155 144L156 143H154V147H156L155 146ZM71 145V144H70ZM136 145H139V144H136ZM136 145H133L132 147H134V146H136ZM143 145V144H142ZM144 146V145H143ZM157 146V147H158ZM79 147V146H78ZM110 147V146H109ZM146 146H144V148H145ZM153 147V146H152ZM52 148V147H51ZM54 148V147H53ZM56 148V149H57ZM107 148V147H106ZM136 148H137V146H136ZM147 148H148V144H147ZM158 148H160L159 149V151H155V150H157ZM157 149H155V148H153L152 149V151H151V149H149L150 151L149 152H161L160 150H161V147H158ZM71 149V148H70ZM69 149V150H70ZM77 149H79V148H77ZM245 149H247V147L245 148ZM50 150V149H49ZM54 150H55V148H54ZM68 150V151H69ZM100 150V149H99ZM109 150V149H108ZM111 150V149H110ZM146 150V149H145ZM250 149H248V151H249ZM74 151V150H73ZM76 151H78V150H76ZM133 151H135V148L133 149ZM243 151H246V150H244V148L243 149H241V150H239L238 152H234V153H232L230 156H228L227 157V162L228 161H231V163H232V165H233V168H232V170H231V166H229V167H227V168H225L224 167V161H223V159H220V162H219V165H218V167H219V171H217V173H216V180H214V181H212L211 183H206V180H204V181H202V183H200V180H199V178L198 177H196V176H191L190 178H188V180L186 181V183L185 184H183V185H185V192H184V196H183V198L180 200V201H178L177 202V200H176V198H175V202H177V203H174L173 204V206H172V202H174V201H171L172 199H170V201H171V204H170V202H169V199H167L168 200V202L166 203L165 201H163V202H165L166 204H164L163 202L161 203V204H164V205H162V208H161V213H163V217L164 218H162L163 219V221H161L162 222V224H161V226H160V228H159V232H158V234H157V242H159V246H160V254H158V255H160V258H158V261H157V264H167V263H169V262H167V259L169 258V255H171V254H169L170 253V251H172V253H176V258H175V260H174V263L173 264H243V262L245 261V259H247L248 258V256H249V254H250V251H251V249L253 248V247H255L256 249H257V252L259 253V252H261V251H264V225H262V221H263V219H264V189H263V191H261L262 192V197L260 198V200L258 199V190H259V188H260V186L264 183V168L263 169H260V171H257V173L255 174V176L253 177V179H251L252 181L251 182H249V183H247V185H245V183H244V185H242V186H246V189L244 190V192H243V195H241L239 198H237V199H239V202H238V204H240V211H237V205L236 204H233V205H235V206H233V207H235L236 208V210H234V212L236 211V216H239L240 214H241V212L247 207V209H248V212H247V216H246V219H245V222H244V226H243V228L240 230V231H238V232H236L235 234H233L234 233V229H235V225H236V220H235V218L233 219V221H231V222H227V221H222V222H220V221H216V215L219 213V211L224 207V203L223 202H225V201H223V202H212V203H214L212 206L213 207H211V206H208V207H211V208H208V207H206V209L204 210V217L202 216L201 217V219H199V220H196L195 222H194V225H193V228H192V230L191 231H187L186 230V228H185V225H186V222H187V218L189 217V216H195L196 217V215H198V213H199V211L201 210V209H203V206L204 205H206V203H208V202H211L212 200L214 201L215 199H216V196L217 195H219L218 196V198H220L222 195H223V198H224V194H222V193H220L222 190L224 191V187L227 185L226 184V180H227V178L231 175V173H233V174H235L236 172H237V168H238V166L239 165H241L240 163L241 162H243L242 161V159L244 160V158H243ZM248 151H247V154H249L248 153ZM253 151V150H252ZM53 152V151H52ZM61 152H63V153H61ZM70 152V151H69ZM113 152H114V154H113ZM138 151L136 150V153H137ZM139 152H142L143 153V151H139ZM255 153V155H257V151H254ZM58 153V152H57ZM61 153V154H60ZM66 153V154H65ZM78 153V152H77ZM81 153H82V151H81ZM135 153V156L137 155ZM142 153H140V154H142ZM155 153H152V156L154 157L155 156ZM56 154V153H55ZM76 154V153H75ZM149 154H151V153H149ZM161 154H162V152H161ZM253 154V155H254ZM54 155V154H53ZM81 155V154H80ZM92 156V159L93 160H96V159H99L100 158V155H99V153H96L95 155H91ZM103 156H104V158L105 157H107L108 155H106V153H103ZM137 156H139V154L137 155ZM151 156V155H150ZM162 155H160L159 157H161ZM50 157H51V155H50ZM54 157V156H53ZM70 157V156H69ZM134 157V156H133ZM131 157L132 159H136V157ZM140 157V156H139ZM142 157V156H141ZM158 157V156H157ZM245 157H246V155H245ZM71 158V157H70ZM109 158V157H108ZM155 158H156V156H155ZM247 158H248V155H247ZM254 158H257V157H254ZM254 158H253V160H254ZM0 159H2V149H0ZM53 159V158H52ZM75 159H77V158H75ZM142 160H143V158H141ZM230 159V160H229ZM258 159H261L260 157H258L257 158V161L256 160H254L253 162H252V168H253V170H257L258 169V167L260 166L261 167V164H260V161L258 160ZM145 160V159H144ZM148 160V159H147ZM147 160H146V162H147ZM158 160H160V159H158ZM248 160V159H247ZM109 161V160H108ZM111 161V160H110ZM131 161V160H130ZM138 161H140V159L138 158ZM245 161H246V158H245ZM249 161V160H248ZM50 162V161H49ZM73 162V161H72ZM125 162L127 163V160H125ZM251 162V161H250ZM112 164V163H111ZM145 164V163H144ZM146 164H150V163H146ZM244 164V163H243ZM263 164V163H262ZM48 165V164H47ZM46 165V166H47ZM53 165V164H52ZM140 165H142V164H140ZM230 165V164H229ZM107 166V165H106ZM151 166H152V163H151ZM51 166H49V168H50ZM148 167V166H147ZM155 167V166H154ZM153 167V168H154ZM177 167H179V166H177ZM239 167H241V166H239ZM249 167H250V165H249ZM263 167V166H262ZM49 168H48V170H49ZM54 168V167H53ZM52 168V169H53ZM103 168V167H102ZM142 168V167H141ZM140 168V169H141ZM151 168V167H150ZM150 168H148V169H150ZM152 168V169H153ZM229 168V169H228ZM147 169V170H148ZM152 169H150V170H152ZM198 169V168H197ZM251 169V168H250ZM45 170H47V168H45ZM54 170V169H53ZM229 170H231V172L229 171ZM249 170V169H248ZM21 171H24V169H23V167L21 168ZM138 171V170H137ZM142 171V170H141ZM175 171V170H174ZM199 171H200V169H199ZM242 171H243V169H242ZM43 172H44V170H43ZM50 172H51V170H50ZM49 172V173H50ZM151 172V171H150ZM201 172V171H200ZM239 172V171H238ZM238 172L235 174L236 175V184L237 185H239L244 179L246 180V176H243V177H245L244 179H243V177L241 176V175H239L238 174ZM253 171H250V173H252ZM53 173V172H52ZM104 173V172H103ZM102 173V174H103ZM136 173H138V172H136ZM197 174L199 173V172H196ZM195 173V174H196ZM242 173V172H241ZM240 173V174H241ZM44 174V173H43ZM90 174V173H89ZM177 174V173H176ZM142 175V174H141ZM198 175H200V173L198 174ZM245 175V174H244ZM249 175H252V174H249ZM87 176V175H86ZM89 176H91V175H89ZM181 176V175H180ZM233 176V175H232ZM47 177V176H46ZM51 177H53V179H52V185H50V184H48L46 187H45V185H43V188L42 189H44V192H45V203H44V205L43 206H39V207H37V206H35V210L33 211V214H32V217L30 218L31 219V227L29 228V230H30V233L31 232H33L36 228L38 229V227L41 225V227L42 226H45L46 225V223L48 222L47 220H48V218H52L53 219V223H52V225L55 227V224H56V221L57 220H59L60 219V217L61 216H64V214L67 212V205H68V203H69V200H70V196L68 195V193H69V187H68V185H65V182L63 183V184H61L60 185V187L59 188H56V183H57V181H56V179H55V175H54V173L52 174V176ZM252 177V176H251ZM49 178V177H48ZM103 178V177H102ZM150 178V177H149ZM231 178H233V177H231ZM248 180V179H247ZM98 181V180H97ZM114 181H116V185H114L112 182H114ZM143 181V180H142ZM235 181V180H234ZM47 182V181H46ZM111 182V183H110ZM131 182V181H130ZM169 182V181H168ZM5 183H6V177H5V172H4V168H3V166L2 165H0V192H2L3 191V188H4V185H5ZM174 183V182H173ZM134 184V183H133ZM175 184V183H174ZM229 184V183H228ZM129 185H131V184H129ZM128 185V186H129ZM182 185V186H183ZM105 186V185H104ZM175 186V185H174ZM106 187V186H105ZM149 187V186H148ZM262 188H263V185L261 186ZM77 188V187H76ZM91 188V187H90ZM99 188V187H98ZM126 188V187H125ZM132 189H134L133 188V186L131 187ZM92 189V188H91ZM147 189H149L148 190V194L149 195H152L153 194V192H154V189L153 188H151V187H149V188H147ZM131 190V189H130ZM175 189H174V187H172L171 185H168V194H167V198L169 197L168 195H171L170 193H172L173 191H174ZM228 190V189H227ZM230 190H232L233 191V189H230ZM235 190H238V189H235ZM260 190H262V189H260ZM37 191H38V189H37ZM43 191V190H42ZM134 191V190H133ZM132 191V192H133ZM232 191H230V192H232ZM136 191H134V193H135ZM178 192H181V191H177V195H178ZM226 192V191H225ZM235 192V191H234ZM129 193H130V191H129ZM133 193V194H134ZM233 193V192H232ZM175 194V193H174ZM173 194V195H174ZM220 194H222V195H220ZM228 194V193H227ZM126 195H128L127 193H126ZM131 195H132V193H131ZM130 194L128 195V196H131ZM135 195V194H134ZM226 195V194H225ZM235 195V194H234ZM133 196V195H132ZM131 196V197H132ZM40 197H42V196H40ZM179 197V196H178ZM215 197V199H213ZM237 197V196H236ZM128 198V197H127ZM180 198H181V194H180ZM135 199V198H134ZM156 199V198H155ZM237 199H235L236 201H237ZM44 200V199H43ZM125 200V199H124ZM128 200H129V198H128ZM131 200V199H130ZM245 201L246 200V202H244L243 204H241V201ZM256 200L257 201H259L260 202V204L262 205V206H260V207H262V209L260 210V212L258 213V214H255V216L253 215V217H252V215L250 216L249 215V209H250V204L251 203H253L254 204V202L255 203H257L258 204V202H256ZM15 201H16V196H15V194L14 193H11L9 196H8V198H7V206H8V210H9V212L11 213V212H14L15 211ZM127 201V200H126ZM133 201V200H132ZM160 201V200H159ZM236 201H235V203H236ZM124 202V201H123ZM146 202V201H145ZM144 202V203H145ZM101 203H104L103 205H101ZM126 203V202H125ZM130 203V202H129ZM156 203V202H155ZM189 203H190V206H189ZM40 204V203H39ZM48 204H52V206L54 207V208H56L55 206H57V205H60L62 208H63V211L61 212V213H58L57 215V217H53L54 216V214H52L51 216H49L48 214H46V212H47V206H48ZM127 204V203H126ZM147 204V203H146ZM252 204V205H253ZM227 205V204H226ZM128 206V205H127ZM161 206V205H160ZM176 207L179 211V213H181V215H182V219H183V221H182V223L181 222H179V220L178 221H174V220H172V217L170 216V214H169V211L170 210H173V209H171L170 207ZM153 207V206H152ZM256 207V206H255ZM50 208V207H49ZM128 209H126L127 211H126V217H127V221L129 222V225L130 226H133V228L130 230L129 229V234H128V236H127V240H126V242H128V243H130V242H132V241H134L138 236H144L147 232H148V230L153 226V222L151 221V220H147L146 222H144V223H141L140 225H138V223H137V221L135 222V217H136V215H137V213H136V205H135V202L133 203V204H130V206L129 207H127ZM120 209H123V208H120ZM258 209V208H257ZM122 211H125V210H122ZM149 211V210H148ZM147 211V212H148ZM224 210H221V212H223ZM218 212V213H217ZM255 212H257V211H255ZM254 212V213H255ZM119 213H121V212H119ZM125 213V212H124ZM123 213V214H124ZM143 213V212H142ZM141 213V214H142ZM176 213V212H175ZM174 213V214H175ZM217 213V214H216ZM31 214V213H30ZM123 214L121 213V215L123 216ZM144 214V213H143ZM117 215H119V214H117ZM173 215V214H172ZM180 215V216H181ZM220 215V214H219ZM177 216V215H176ZM96 217H98V218H96ZM118 217V216H117ZM143 217V216H142ZM162 217V216H161ZM179 217V216H178ZM219 218H220V216H218ZM180 218V219H181ZM199 218V217H198ZM3 219H4V205L3 204H0V238H2V228H3ZM114 219H115V217H114ZM113 219V220H114ZM122 219H124V218H122ZM121 219V220H122ZM225 219V218H224ZM89 220V219H88ZM140 220V219H139ZM126 221V222H127ZM88 222V221H87ZM96 222H98V221H96ZM122 222V221H121ZM86 223V222H85ZM81 224V223H80ZM100 224V223H99ZM115 224V223H114ZM122 225V224H121ZM128 225V226H129ZM157 225V224H156ZM46 227V226H45ZM47 227H49V226H47ZM83 227H84V225H83ZM82 227V228H83ZM122 227V226H121ZM78 228V227H77ZM97 228H99V227H97ZM40 229V228H39ZM51 230V229H50ZM155 230V229H154ZM78 231V230H77ZM156 231V230H155ZM152 233V232H151ZM155 233V232H154ZM51 234V233H50ZM124 234V233H123ZM39 235V234H38ZM125 235V234H124ZM155 235V234H154ZM156 236V235H155ZM154 237V236H153ZM196 237H198L199 238V241H196L195 240V238ZM113 238V237H112ZM123 238V235H121L120 237H119V239H122ZM221 238H225L224 239V241H223V244H219L218 243V241L221 239ZM33 239H30V241H29V245H28V248L25 250V252L22 254V258L21 259H27V264H33V260H35V259H38L37 258V256L36 255H34V256H32V257H30L29 256V248L31 247L30 246V243L31 242H33L32 241ZM99 240H102L101 238L99 239ZM154 240H155V238H154ZM139 241V240H138ZM102 242H103V240H102ZM105 242V241H104ZM182 242V244H183V246L181 247V248H177V245L178 244H180ZM216 242L219 244V246H215L214 245V247H211L210 245H212L213 246V244H216ZM153 243V242H152ZM98 244V243H97ZM202 244H204V245H202ZM205 244H207L208 246L206 247L205 246ZM35 245V244H34ZM37 245V244H36ZM181 245V244H180ZM37 246H39V245H37ZM130 246V245H129ZM151 246V245H150ZM141 247V246H140ZM157 247V246H156ZM146 248V247H145ZM130 249V248H129ZM99 250V249H98ZM142 251V250H141ZM139 254H141V253H139ZM49 255H51V253L49 254ZM140 256V255H139ZM3 257V248H2V246H0V258H2ZM155 257H156V255H155ZM159 257V256H158ZM63 257H61V264H63ZM147 259V258H146ZM155 258H153L152 259V261L154 260ZM160 259V260H159ZM171 259V258H170ZM148 260V259H147ZM173 260V259H172ZM129 261V260H128ZM143 261V260H142ZM150 261H151V259H150ZM150 261H149V263H150ZM139 262H141V261H139ZM152 263H154V262H152ZM151 263V264H152ZM172 262L170 261V264H171ZM138 264V263H137Z\"/></svg>", "mask_w": 264, "mask_h": 264}]
</instances>
